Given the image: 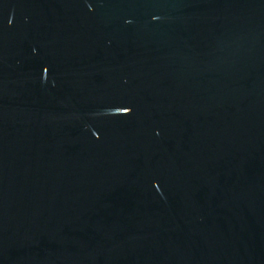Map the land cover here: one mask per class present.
I'll return each instance as SVG.
<instances>
[{"label": "water", "instance_id": "1", "mask_svg": "<svg viewBox=\"0 0 264 264\" xmlns=\"http://www.w3.org/2000/svg\"><path fill=\"white\" fill-rule=\"evenodd\" d=\"M0 264H264V0H0Z\"/></svg>", "mask_w": 264, "mask_h": 264}]
</instances>
